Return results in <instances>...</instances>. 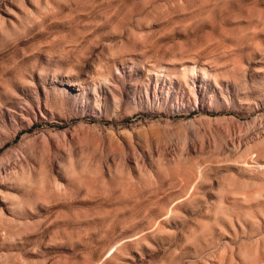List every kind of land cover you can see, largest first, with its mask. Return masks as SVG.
I'll return each instance as SVG.
<instances>
[{"label":"rangeland","instance_id":"374dc122","mask_svg":"<svg viewBox=\"0 0 264 264\" xmlns=\"http://www.w3.org/2000/svg\"><path fill=\"white\" fill-rule=\"evenodd\" d=\"M0 264H264V0H0Z\"/></svg>","mask_w":264,"mask_h":264}]
</instances>
